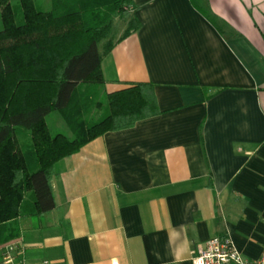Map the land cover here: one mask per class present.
I'll return each instance as SVG.
<instances>
[{"label": "crops", "instance_id": "1", "mask_svg": "<svg viewBox=\"0 0 264 264\" xmlns=\"http://www.w3.org/2000/svg\"><path fill=\"white\" fill-rule=\"evenodd\" d=\"M132 2L140 26L113 36L102 90L150 81L160 113L58 160L54 208L0 232L25 244L29 264H191L213 236L255 261L264 250V0Z\"/></svg>", "mask_w": 264, "mask_h": 264}, {"label": "trees", "instance_id": "2", "mask_svg": "<svg viewBox=\"0 0 264 264\" xmlns=\"http://www.w3.org/2000/svg\"><path fill=\"white\" fill-rule=\"evenodd\" d=\"M132 0H0V226L54 208V164L108 131L160 113L150 81L105 95L101 60L113 45L115 17L128 18L118 39L139 28ZM102 43V51L98 45ZM95 108H103L93 118ZM56 111L72 137L51 134ZM12 239L0 232V243Z\"/></svg>", "mask_w": 264, "mask_h": 264}, {"label": "built area", "instance_id": "3", "mask_svg": "<svg viewBox=\"0 0 264 264\" xmlns=\"http://www.w3.org/2000/svg\"><path fill=\"white\" fill-rule=\"evenodd\" d=\"M191 264H264V250L259 259L249 261L235 248L228 236H213L196 246ZM0 264H29L25 244L13 239L0 244Z\"/></svg>", "mask_w": 264, "mask_h": 264}, {"label": "rangeland", "instance_id": "4", "mask_svg": "<svg viewBox=\"0 0 264 264\" xmlns=\"http://www.w3.org/2000/svg\"><path fill=\"white\" fill-rule=\"evenodd\" d=\"M36 2L40 4L43 10H48L50 7V0H36ZM10 3L13 7H16L18 5V0H10ZM127 19L128 18H120V17L114 18L113 27H112L113 36H117L121 32L123 26H125L127 23ZM0 27H1V20H0ZM98 47L100 49L102 47V43H100ZM104 92L106 93L107 91L102 90L99 94L100 95L99 98H100V101L102 102L103 108L105 107V104H106L105 95H102V93ZM103 108H95L93 110L94 114L92 112L90 116H92L94 119L97 118L100 115V113L103 111ZM62 121L63 120L61 119V116L56 111H53L46 116V122L49 126L51 134L61 133L71 138L72 134H71L70 129L68 128L66 123Z\"/></svg>", "mask_w": 264, "mask_h": 264}]
</instances>
